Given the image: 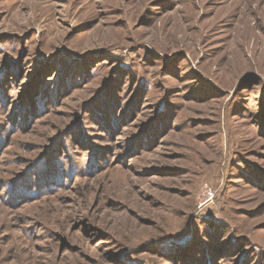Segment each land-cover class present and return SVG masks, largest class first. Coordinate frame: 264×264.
I'll return each instance as SVG.
<instances>
[{"label":"rangeland","instance_id":"obj_1","mask_svg":"<svg viewBox=\"0 0 264 264\" xmlns=\"http://www.w3.org/2000/svg\"><path fill=\"white\" fill-rule=\"evenodd\" d=\"M0 264H264V0H0Z\"/></svg>","mask_w":264,"mask_h":264}]
</instances>
